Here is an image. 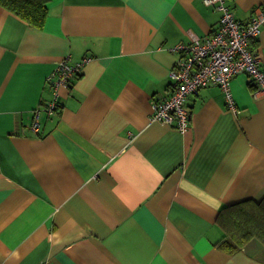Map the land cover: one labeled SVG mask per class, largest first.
<instances>
[{"label":"crops","instance_id":"crops-1","mask_svg":"<svg viewBox=\"0 0 264 264\" xmlns=\"http://www.w3.org/2000/svg\"><path fill=\"white\" fill-rule=\"evenodd\" d=\"M246 23L264 0H225ZM204 0H49L42 30L0 7V264H264L215 245L226 206H264V94L242 74L190 95V127L149 121L177 44L216 31ZM251 49L264 70V25ZM87 58L51 99L61 61ZM229 227V228H228ZM249 244V245H248Z\"/></svg>","mask_w":264,"mask_h":264},{"label":"built area","instance_id":"built-area-1","mask_svg":"<svg viewBox=\"0 0 264 264\" xmlns=\"http://www.w3.org/2000/svg\"><path fill=\"white\" fill-rule=\"evenodd\" d=\"M204 3L221 12L218 28L204 37H193L189 43L173 47L177 60L169 72L168 96L150 101L149 121L169 125L180 133L189 129L187 98L201 89L219 87L226 105L232 110L230 84L234 77L246 75L256 90L264 94V70L251 49L264 25V6L255 9L250 20L242 23L235 19L225 0H204ZM87 63V58L75 64L64 60L48 76L51 99L42 111L36 109L33 112L32 130L35 133L41 131V112L48 117L58 113L60 90L68 89Z\"/></svg>","mask_w":264,"mask_h":264},{"label":"trees","instance_id":"trees-1","mask_svg":"<svg viewBox=\"0 0 264 264\" xmlns=\"http://www.w3.org/2000/svg\"><path fill=\"white\" fill-rule=\"evenodd\" d=\"M48 2L49 0H0V7L22 19L29 27L42 30L48 17ZM218 222L221 225L227 222L230 227H234H228L224 239L215 244L219 250L227 254L239 252L253 239L264 244L262 204L256 206L246 201L238 205L226 206L220 211Z\"/></svg>","mask_w":264,"mask_h":264},{"label":"rangeland","instance_id":"rangeland-1","mask_svg":"<svg viewBox=\"0 0 264 264\" xmlns=\"http://www.w3.org/2000/svg\"><path fill=\"white\" fill-rule=\"evenodd\" d=\"M150 112H151V110H150ZM164 125H166V124H164ZM167 126H169V125H167ZM254 243H255V244H258V247L261 246V247L263 248V251H259V252H257V254H258V257H259L260 259L264 260V244H261L260 242L253 240V241L250 243V245H252V244H254ZM248 245H249V244H248Z\"/></svg>","mask_w":264,"mask_h":264}]
</instances>
